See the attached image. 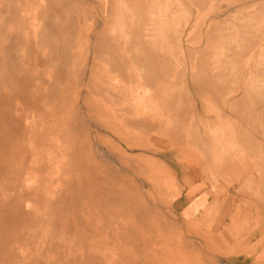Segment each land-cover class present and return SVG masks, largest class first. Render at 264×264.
Returning a JSON list of instances; mask_svg holds the SVG:
<instances>
[{
    "label": "rangeland",
    "instance_id": "1",
    "mask_svg": "<svg viewBox=\"0 0 264 264\" xmlns=\"http://www.w3.org/2000/svg\"><path fill=\"white\" fill-rule=\"evenodd\" d=\"M0 264H264V0H0Z\"/></svg>",
    "mask_w": 264,
    "mask_h": 264
}]
</instances>
